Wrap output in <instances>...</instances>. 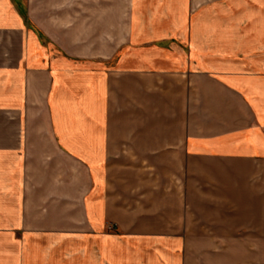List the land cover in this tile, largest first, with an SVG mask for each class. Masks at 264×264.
Segmentation results:
<instances>
[{
	"label": "crops",
	"instance_id": "crops-1",
	"mask_svg": "<svg viewBox=\"0 0 264 264\" xmlns=\"http://www.w3.org/2000/svg\"><path fill=\"white\" fill-rule=\"evenodd\" d=\"M68 247L264 264V0H0V264Z\"/></svg>",
	"mask_w": 264,
	"mask_h": 264
},
{
	"label": "rangeland",
	"instance_id": "rangeland-1",
	"mask_svg": "<svg viewBox=\"0 0 264 264\" xmlns=\"http://www.w3.org/2000/svg\"><path fill=\"white\" fill-rule=\"evenodd\" d=\"M71 249L69 247L66 248L67 256H66L65 260L63 262L59 263V264H73V260H72V257H71V255H72V250ZM69 259H71V260H69Z\"/></svg>",
	"mask_w": 264,
	"mask_h": 264
}]
</instances>
